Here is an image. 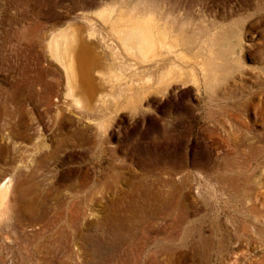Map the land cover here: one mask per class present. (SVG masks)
<instances>
[{"label":"rangeland","instance_id":"obj_1","mask_svg":"<svg viewBox=\"0 0 264 264\" xmlns=\"http://www.w3.org/2000/svg\"><path fill=\"white\" fill-rule=\"evenodd\" d=\"M110 1L0 0V264H264V0L200 6L199 83L87 116L46 41Z\"/></svg>","mask_w":264,"mask_h":264},{"label":"bare ground","instance_id":"obj_2","mask_svg":"<svg viewBox=\"0 0 264 264\" xmlns=\"http://www.w3.org/2000/svg\"><path fill=\"white\" fill-rule=\"evenodd\" d=\"M205 1L115 0L50 31L46 51L64 73L68 108L101 117L144 112L143 101L153 92L173 83H197L195 63L206 77L210 62L194 52L199 35L193 26L206 20L200 13ZM206 26L209 33L220 27L211 20ZM7 197L8 187L0 186V218Z\"/></svg>","mask_w":264,"mask_h":264}]
</instances>
